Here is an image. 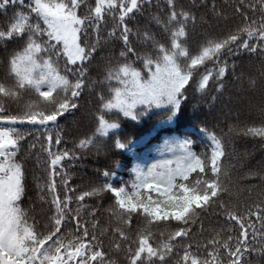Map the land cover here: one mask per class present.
<instances>
[{
    "label": "snow or ice",
    "instance_id": "snow-or-ice-1",
    "mask_svg": "<svg viewBox=\"0 0 264 264\" xmlns=\"http://www.w3.org/2000/svg\"><path fill=\"white\" fill-rule=\"evenodd\" d=\"M210 2L213 16L227 21ZM163 5V15L151 16L162 42L150 30L130 27L149 6L161 7L152 0H0V264H253V254L264 259V164L243 177L260 183L244 189L256 198L241 202L234 169L225 163L224 134L203 128L210 144L200 153L188 139L165 140L171 155L136 169L131 183L113 182L116 173L107 170L103 183L81 188L66 168L78 156L65 146L60 121L79 109L82 94L97 83L89 67L98 48L110 42L121 45L120 59L109 61L98 127L78 148L104 146L102 136L119 127L106 119L113 110L132 119L153 106H171L175 114L188 87H212L216 95L209 100L215 102L242 54L258 61L248 91L259 97L250 107L260 119L243 122L240 112L230 111L228 132L264 142V0H231L227 6L238 22L195 50L188 41L197 15L179 0ZM132 37L152 51L138 52ZM114 147L127 144L117 138ZM29 158L36 166V196L26 204L29 173L21 161ZM209 216L218 218L215 226L206 227Z\"/></svg>",
    "mask_w": 264,
    "mask_h": 264
},
{
    "label": "trees",
    "instance_id": "trees-1",
    "mask_svg": "<svg viewBox=\"0 0 264 264\" xmlns=\"http://www.w3.org/2000/svg\"><path fill=\"white\" fill-rule=\"evenodd\" d=\"M159 2V9L149 6L147 12L137 21L130 24L135 32L150 30L156 39L164 41V34L151 20L152 14L163 15V0H152L153 4ZM218 5L217 11H223L229 17L227 21L217 20L211 12L210 0H179L180 6L185 9L191 8L197 15L198 20L195 27L190 30L189 47L195 50L205 39L220 35L221 32L234 26L239 17L235 16L233 9L227 6L231 0H215ZM195 4L196 7L192 8ZM203 17V19H199ZM134 47L140 53L151 52L149 45L137 41L132 37ZM122 47L119 43L102 44L89 67L90 80L96 81L90 84L89 88L82 94L79 101L80 107L73 114H66V118L60 121L63 129V137L66 147L76 151L78 159L66 165L72 181L81 188H87L90 183L100 184L104 182L102 172L112 170L116 173L110 179L113 182L131 183L136 175V169L151 166L153 163L170 156L164 149L165 140L172 142L188 139L193 141L194 150L197 153L205 151L210 140L202 131L203 128L216 131L218 134L226 136L227 152L229 160L226 166L231 164L234 169L233 181L239 184L241 189L240 201L247 200L249 203L256 198V193L249 197L244 191L251 184H259L256 178L245 180L243 177L250 171L258 169L264 164V142L259 138L246 137L239 133H229L228 129L233 123V119L228 113L233 115L240 112L243 122L259 121L260 114L250 105L258 102L259 97L248 91V80L250 76L257 74L256 65L258 61L242 54L235 59L237 65L234 74L227 78L226 89L218 100L212 102L210 96H215L216 92L210 87L206 92H201L194 87H188L186 92L187 100L182 103L178 112L172 114L171 106H153L146 113L138 115L136 119L123 116L118 110H113L106 115L110 123H117L118 128L109 129L107 136H102L97 132V136H102L103 147L99 150L95 145H88L85 148H78L79 141L90 137L97 125L95 119L98 108V96L101 91L107 95V87L104 84L106 72L109 69V61L114 65L119 59ZM3 53L0 52V60ZM134 59V57L132 58ZM137 67L140 66L136 62ZM3 64L0 63V75L3 74ZM239 78V79H238ZM142 111V106L138 107ZM119 138L127 144L125 149L114 147L115 139ZM27 147V146H25ZM25 168L29 173L30 191L25 198L27 204L29 198L34 199L36 192L31 185V175L36 171L34 160L22 159ZM38 174V173H37ZM258 191V190H257ZM111 201L106 199L105 207ZM218 218L209 216L206 218L205 225L215 226ZM171 226H169L170 228ZM253 264H264V259L252 255Z\"/></svg>",
    "mask_w": 264,
    "mask_h": 264
}]
</instances>
